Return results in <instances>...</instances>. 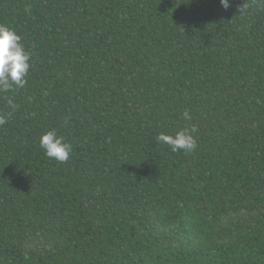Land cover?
I'll return each instance as SVG.
<instances>
[{"label": "trees", "instance_id": "16d2710c", "mask_svg": "<svg viewBox=\"0 0 264 264\" xmlns=\"http://www.w3.org/2000/svg\"><path fill=\"white\" fill-rule=\"evenodd\" d=\"M229 3L0 0L31 56L0 92V264H264V0Z\"/></svg>", "mask_w": 264, "mask_h": 264}, {"label": "clouds", "instance_id": "9594fccd", "mask_svg": "<svg viewBox=\"0 0 264 264\" xmlns=\"http://www.w3.org/2000/svg\"><path fill=\"white\" fill-rule=\"evenodd\" d=\"M220 3L225 9L230 6L229 0H220ZM30 60V53L25 49L20 34L15 29L0 23V92L6 93L26 86ZM183 116L185 120H191L189 112L185 111ZM4 123L6 118L0 115V125ZM196 131V126L193 125L190 129L181 128L174 134L160 133L157 140L170 146L173 152L193 151L197 147L193 136ZM39 145L47 157L62 163L68 161L72 152V145L54 130L43 133L39 138Z\"/></svg>", "mask_w": 264, "mask_h": 264}]
</instances>
